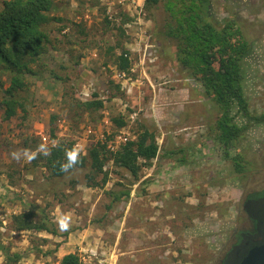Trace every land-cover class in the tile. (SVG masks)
I'll list each match as a JSON object with an SVG mask.
<instances>
[{
	"label": "rangeland",
	"instance_id": "obj_1",
	"mask_svg": "<svg viewBox=\"0 0 264 264\" xmlns=\"http://www.w3.org/2000/svg\"><path fill=\"white\" fill-rule=\"evenodd\" d=\"M53 2L46 12V53L32 64L37 75L27 77L29 89L20 92L25 111L17 108L6 119L0 103V241L21 254L20 264H60L70 251L78 253L81 264H207L237 225L236 218L247 225L239 200L264 188V123L251 126L240 139L251 164L240 177L215 139L219 113L214 99L179 68L174 46L159 32L164 17L160 4L151 20L141 17L143 25L136 21L125 29V15L134 12L126 1ZM211 14L218 22L235 19L252 42L245 93L252 111L264 112V0H212ZM112 44L114 55L107 49ZM121 49L136 63L135 69L124 71L126 81L115 77L113 60ZM0 82L8 85L6 74L0 73ZM69 96L101 99L99 118L71 112ZM120 113L126 120L122 127L112 120ZM139 123L156 134L158 154L141 168L138 179L108 161L103 167L106 182L89 187L86 168L49 178L33 159L12 156L31 154L57 138L73 140L74 152L87 154L101 135L100 141H108L124 127L133 137ZM39 132L46 134V142ZM26 139L35 150L24 144ZM181 156L188 163L181 165ZM122 190L129 195L108 208L112 193ZM44 210L55 234L14 228V215L31 212L30 218L37 220Z\"/></svg>",
	"mask_w": 264,
	"mask_h": 264
},
{
	"label": "trees",
	"instance_id": "obj_2",
	"mask_svg": "<svg viewBox=\"0 0 264 264\" xmlns=\"http://www.w3.org/2000/svg\"><path fill=\"white\" fill-rule=\"evenodd\" d=\"M211 1L144 0L141 15L144 20H151L153 9L161 5L164 17L159 32L174 46L179 68L202 86L206 96L214 99L219 113L214 122L215 139L222 150V156L231 161L233 172L243 177L251 169V164L246 153L239 147L240 139L251 126L264 123V112H253L245 93L247 59L252 53V42L248 40L235 19L226 18L219 22L215 20L211 14ZM53 6V0H2L0 73L7 75L9 83L3 87L0 82L2 92L0 103L4 107L3 115L6 119L15 115L17 108L25 111L20 92L29 89L30 82L27 77L37 75L32 64L40 61L42 55L46 53L50 39L49 32L45 28L48 22L46 12H49ZM125 16L126 29V25L133 17L128 13ZM123 31L125 32L120 30V33ZM78 32L84 34L82 28H79ZM70 36V34L66 35L67 42L72 43ZM114 47V44L109 45L108 53L112 54ZM121 50L123 52L114 56L113 62L116 63L119 71H128L132 63L124 55L128 51ZM60 67L64 69L65 65L60 64ZM51 74L53 78L61 79L55 72L51 71L49 75ZM119 84V82L115 84L117 89L120 88ZM68 99L67 104L71 112L76 110L77 115L90 113L95 119L99 118V111L103 106L101 99L79 100L72 96ZM112 120L118 127L126 124L122 113ZM135 134L115 151H110L106 147V140L98 139L88 148L87 154L75 153L73 140L57 138L54 144L48 146L49 154L44 156L37 153L32 164L43 167L49 178L62 177L70 171L86 168L84 179L89 187H98L106 182L107 174L103 167L108 161H112L113 165L124 169L134 179H138L141 168L149 167L157 156L158 142L154 131L142 123L138 124ZM56 137L51 128L50 139L54 140ZM24 144L27 147L31 145L27 139ZM176 151L169 153L173 154ZM68 154H75L77 163L64 172L61 171L60 166L65 162ZM177 161L181 165L188 163L184 156L179 157ZM101 173L102 178H98ZM128 195L127 190L112 193V202L108 208L112 207V203ZM248 203L254 205V208H247L246 213L255 218L258 234L264 239V196L251 199ZM41 213L37 220L30 218L33 217L31 212L14 215L12 220L14 228L55 234L56 231L50 220L48 221L50 218L46 216L45 210ZM0 251L4 255L3 264H20L21 254L11 252L1 241ZM60 264H80L78 253L75 251L64 253L60 258Z\"/></svg>",
	"mask_w": 264,
	"mask_h": 264
},
{
	"label": "flooded vegetation",
	"instance_id": "obj_3",
	"mask_svg": "<svg viewBox=\"0 0 264 264\" xmlns=\"http://www.w3.org/2000/svg\"><path fill=\"white\" fill-rule=\"evenodd\" d=\"M262 196H264V188L248 191L242 196L238 209L243 213L247 225H239V218H236L237 225H234L232 232L223 239L218 254L207 264H242L252 249L264 246V239L258 234L255 218L246 213L247 208H254V205L248 202ZM253 264H264V254Z\"/></svg>",
	"mask_w": 264,
	"mask_h": 264
},
{
	"label": "built area",
	"instance_id": "obj_4",
	"mask_svg": "<svg viewBox=\"0 0 264 264\" xmlns=\"http://www.w3.org/2000/svg\"><path fill=\"white\" fill-rule=\"evenodd\" d=\"M126 1L127 4H131L133 6V9H134V12H132V14H130V16L133 17V19L129 20V23L126 25L127 27H130L131 26V23L134 24L136 21H138V23L140 25H143L144 24V21L141 20V13L143 12V3H144V0H121V2H124ZM130 5H128V8ZM138 29H140V31H144L143 27L142 26H139ZM139 33V32H138ZM151 46V44H149ZM148 47V44L146 45ZM125 56H127L130 60H131V57L130 55L127 53H124ZM132 65L130 67V70H133L135 69V66H136V63L135 62H132ZM115 77L121 81H126V79H129L128 76H126L125 72L124 71H117L116 74H115ZM121 83V82H120ZM123 84V83H122ZM124 85V84H123ZM92 130L91 128H88L87 129V132L90 133ZM42 140L44 142L47 141V136L46 134H44L43 132H39ZM102 135L100 136L99 140H102ZM131 138V135L129 134L128 131H126L124 129V127L122 128V130L119 131V133L117 134H114L112 136V138L108 141H106L107 143V148L110 150V151H115L117 150L123 143H125L128 139ZM78 143L75 144V146H77ZM81 264V262H80Z\"/></svg>",
	"mask_w": 264,
	"mask_h": 264
},
{
	"label": "clouds",
	"instance_id": "obj_5",
	"mask_svg": "<svg viewBox=\"0 0 264 264\" xmlns=\"http://www.w3.org/2000/svg\"><path fill=\"white\" fill-rule=\"evenodd\" d=\"M40 153L44 156H47L49 154V149L45 144H40L36 150V152H33L31 154H29L27 151H25L24 153H20V152H13L12 156L14 159H21V156H25L27 157L28 161H31L32 159L35 158L36 154ZM77 163V157L75 154H68L66 157V160L64 163L61 164V171L67 172L69 169L73 168L74 165ZM61 227H63V225H61Z\"/></svg>",
	"mask_w": 264,
	"mask_h": 264
},
{
	"label": "water",
	"instance_id": "obj_6",
	"mask_svg": "<svg viewBox=\"0 0 264 264\" xmlns=\"http://www.w3.org/2000/svg\"><path fill=\"white\" fill-rule=\"evenodd\" d=\"M264 254V246L252 249L244 258L242 264H253L261 255Z\"/></svg>",
	"mask_w": 264,
	"mask_h": 264
}]
</instances>
